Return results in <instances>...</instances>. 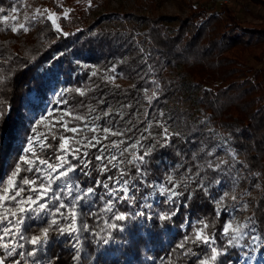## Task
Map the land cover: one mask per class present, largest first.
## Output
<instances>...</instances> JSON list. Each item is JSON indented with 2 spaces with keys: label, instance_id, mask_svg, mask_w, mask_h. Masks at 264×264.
I'll list each match as a JSON object with an SVG mask.
<instances>
[{
  "label": "trees",
  "instance_id": "16d2710c",
  "mask_svg": "<svg viewBox=\"0 0 264 264\" xmlns=\"http://www.w3.org/2000/svg\"><path fill=\"white\" fill-rule=\"evenodd\" d=\"M20 1L0 0V9H3L0 12V113H10L0 120V181L6 180L19 162L31 128L32 114L42 111L43 106L49 103L56 109L49 126L61 112L70 110L73 115L99 116L98 124L124 134L109 135L100 146L86 149L92 161L91 176H80L83 187L89 186L98 176L101 179L115 178L121 168L135 175L133 165L126 162L116 168L109 165V171L103 176L98 171L100 165L95 156L100 154L99 147L123 140L125 143L120 145V150L129 149L121 157L124 160L154 148L146 157L150 168L147 181L160 183L146 189L148 199L140 203L151 204L156 213L168 209L177 211L174 205L163 203L166 197L161 195L160 184L170 187L164 181L167 175H172L178 184L177 190L185 193L177 199V204L187 206L181 207L168 221H159L157 217L156 220L139 218L120 222L125 231L111 230L113 236L108 245L91 233H85L82 237L84 252L78 264H198L196 259L185 254L189 248L196 250L191 242L185 249H177L185 235L192 234L191 224L185 222L189 219L192 222L205 220L211 225L208 233L217 237L215 246L222 249L226 244L222 235L226 212L215 206L213 188L208 187L211 178L203 184L204 179L192 156L193 144L197 141L189 140L181 133L168 132L172 134L168 137L169 146H157L165 139L160 124L164 126L167 121L181 120L179 110L172 108L169 101L173 95L182 92L183 81L179 76L164 78L169 66H180L191 83L199 87L195 102L212 126L218 128L229 124L238 128L237 132L231 130V143L241 151L245 170L260 183V194L250 217L256 221L264 254V65L256 70L243 65V56L264 42V23L243 25L223 2L219 10L208 13L191 8L172 31L166 27L170 22L169 15L149 17L135 14L136 19L145 23V29L138 38H134L129 32L108 31L96 28L97 21L88 22L89 10L101 0H84L83 7L59 16V30L44 12L34 20L33 29L29 32L18 30L6 36L5 23L1 18L11 7L19 6ZM51 1L54 9L59 10L57 1L70 0ZM142 1L150 9L157 5L156 0ZM251 1L264 9V0ZM105 15L110 16L111 13ZM65 32L69 35H63ZM113 67V73L130 83L122 85L108 80L106 72H112ZM77 88L84 95L77 93ZM64 89L69 91L59 96L58 93ZM52 90L58 95L56 101L51 99ZM153 92L156 96L149 102ZM90 108L95 111L89 112ZM109 109L111 114L103 116L102 113ZM65 119L71 120V117L66 116ZM82 123L73 121L69 127L82 126ZM65 135L73 134L68 132ZM86 135L91 139L92 135L102 138L105 134L101 128L97 133L88 132ZM137 141L140 142L138 146L130 147ZM48 143L58 148L60 141L49 140ZM45 151L54 159L52 149ZM97 192L99 195L104 189L99 188ZM102 207L103 202L97 198L93 211ZM118 210L124 212L129 208L120 204ZM84 219L100 236H108L107 230L100 232L104 219L97 221L95 217L88 216ZM30 249L27 246L25 250ZM199 252L201 256L210 255V249L203 247ZM239 252V248H230L221 259L224 264H229V261L241 264L237 258ZM72 254L74 252L69 253L54 244L41 256L53 259L58 256V264H74ZM28 260L30 264L31 258Z\"/></svg>",
  "mask_w": 264,
  "mask_h": 264
},
{
  "label": "snow or ice",
  "instance_id": "6c2138e0",
  "mask_svg": "<svg viewBox=\"0 0 264 264\" xmlns=\"http://www.w3.org/2000/svg\"><path fill=\"white\" fill-rule=\"evenodd\" d=\"M2 11L3 9H0V12ZM13 11L16 9L13 8ZM48 18L51 19L50 16ZM31 19L35 20L36 17ZM52 22L55 24V20ZM20 28L27 31L24 25H20ZM18 30V28H12L13 32ZM57 30H59V26H57ZM63 35L67 36L69 33L65 32ZM111 71L115 72V67ZM107 79L112 80L114 77L109 76ZM67 91L69 90L64 89L58 95L62 97ZM75 91L84 95V92L79 88ZM155 96L156 92H153L152 97L148 98L149 102ZM100 103H104V101H100ZM92 111L95 109L90 108L89 112ZM9 114L0 113V120ZM110 114L111 109L102 113L103 116ZM49 115L51 116L52 113L50 112ZM66 116L71 117V120H66ZM44 119L45 117L42 116L41 120ZM86 120L87 122H85ZM98 120H100L99 116L73 115L69 110L62 112L43 136L39 135L36 127L33 126L32 134L27 137L26 146L22 149L23 154L19 156V162L15 164L14 170L7 179L0 181V264H29L28 258H31L30 264H58V256L53 259L46 255L42 257L41 254L46 253L53 241L60 242L62 239L68 242L74 252L72 257L74 264H78L84 252L82 237L85 233H91L98 240H102L104 245H108L113 236L111 230L125 231V227L120 222L136 221L139 218L156 220L157 217L159 221H168L177 214L181 207L187 206L186 204H177V199L184 196L185 193L177 190L178 184L174 182L172 175L164 177V181L170 187L165 188L161 183L160 188L161 195L166 197L163 203L174 205L177 211L168 209L156 213L151 204L140 203L141 200L148 199V196L145 195L146 189L154 188L157 183H160L147 181L150 168L146 157L154 151V148H150L148 152L138 157L133 155L131 159L124 160L121 157L129 149L126 147L122 151L120 150V145L125 143L123 140L112 141L110 144L99 147L100 154L95 156V160L100 165L98 171L103 176L109 171V165L116 168L126 162L133 165L135 175H130L121 168L115 178L108 176L106 179H101L98 176L89 186L83 187L80 176H91L92 161L89 159L90 153L86 149L100 146L102 140H108L109 135H124L122 132L113 131L110 127L98 124ZM73 121L83 122L82 126L69 127V123ZM160 126L163 127V124ZM101 128L105 134L102 138L92 135L91 139H88L86 135L88 132L97 133ZM68 132L73 135H65ZM162 135L165 137L164 143H158L157 146L167 148L169 146L168 137L172 134L168 133L167 128L164 127ZM49 140H59L58 148H54L52 144L48 143ZM139 143L137 141L136 145L130 147L135 148ZM47 149H52L55 153L54 159L52 156L46 155L45 150ZM105 153L108 155L105 156ZM73 160L79 161V163H73ZM99 188H103L104 192L98 195L97 189ZM208 195L211 198L210 194ZM226 196L227 193H224L221 201L217 203L220 204ZM97 198L103 202V207L98 211H93ZM120 204H126L129 211H119L118 205ZM135 208L141 210L135 211ZM109 213L111 215H107ZM216 215L219 216L220 213L217 212ZM85 216L95 217L97 221L107 216L100 232L107 230L108 236L106 238L100 236L84 219ZM30 221L32 223H29ZM36 222H42V224ZM185 222L191 224L193 231L190 236L185 235L177 245V249L183 250L191 242L196 246V250L189 248L185 254L196 259L198 264H224L221 257L227 255L230 248H239L240 252L237 254V258H243L247 255L244 252V246L255 247L261 239V235L257 234L254 217H249L246 223H225L222 235L226 239V244L222 249L215 246L217 237L208 233L207 230L211 225L205 220L197 219L192 222L189 219ZM28 245H31V249L26 251ZM202 247L210 249V255L201 256L199 249ZM17 257L19 259H16ZM229 264L232 262L229 261ZM245 264H247L246 261Z\"/></svg>",
  "mask_w": 264,
  "mask_h": 264
},
{
  "label": "rangeland",
  "instance_id": "374dc122",
  "mask_svg": "<svg viewBox=\"0 0 264 264\" xmlns=\"http://www.w3.org/2000/svg\"><path fill=\"white\" fill-rule=\"evenodd\" d=\"M223 2L243 25L264 23V9L251 0H156L157 5L152 9L147 7L142 0H101L89 10L88 22L97 21L96 28L120 33L129 32L134 38H138L145 29V23L136 19L135 14L149 17L160 14L169 15L172 19L170 18V22L166 23V27L172 31L177 28L180 20L190 13L191 8L202 9L204 13H208L219 10ZM83 3L84 0L57 1L59 10H56L51 0H21L19 6L11 7L1 18L5 23L3 25L5 35L16 33L17 31H12L13 27L22 30L23 33L29 32L33 29L34 20L31 18L34 16L37 18L44 12L47 17H51V22L55 20V24L53 22L52 24L57 28L59 16L83 7ZM13 8L16 11H13ZM109 13H111L110 16L105 15ZM107 16L112 19H107ZM20 25H24L27 31L20 28ZM243 65L253 70L264 65V42L254 46L243 56ZM109 76L114 77L112 81L115 83L122 85L130 83L129 80L107 71L106 77ZM164 76L167 79L179 76L183 81V87L182 92L179 95H173L169 101L172 108L179 110L181 120L167 121L163 129L166 127L168 132L181 133L189 140L197 141L193 144L192 151L197 171L204 179L203 184L207 178H211L208 187L213 188V202L217 209L226 212L225 223H246L260 194V183L245 170L241 161V151L231 143V130L237 132L238 128L229 124L217 128L206 120L205 114L195 102L200 92L199 87L191 83L190 78L185 75L180 66H169ZM50 96L53 101L58 99L55 90L50 92ZM55 110V107L46 103L42 111L32 114L28 136L32 134L33 126L36 127L37 133L43 136L46 127L50 124V118L54 116L53 114L50 116L49 113ZM42 116L45 117L44 120H41ZM26 143L27 138L24 146ZM224 193H227V196L218 204L217 202L221 201ZM39 223L42 224V222ZM257 234L259 235L258 230ZM54 244L62 246L69 253L73 252L68 242L63 239L60 242L53 241L50 246ZM260 244L261 239L255 247L245 245L244 252L247 255L239 259L240 263L245 264L246 261L247 264H264V254ZM28 247L31 248V245ZM71 256L73 257V254Z\"/></svg>",
  "mask_w": 264,
  "mask_h": 264
},
{
  "label": "water",
  "instance_id": "95a60500",
  "mask_svg": "<svg viewBox=\"0 0 264 264\" xmlns=\"http://www.w3.org/2000/svg\"><path fill=\"white\" fill-rule=\"evenodd\" d=\"M219 1H224V0H219Z\"/></svg>",
  "mask_w": 264,
  "mask_h": 264
}]
</instances>
